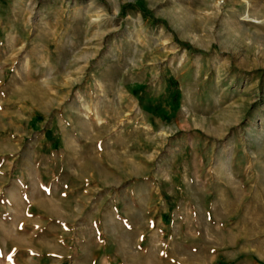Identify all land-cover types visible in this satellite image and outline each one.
<instances>
[{"label": "rangeland", "instance_id": "1", "mask_svg": "<svg viewBox=\"0 0 264 264\" xmlns=\"http://www.w3.org/2000/svg\"><path fill=\"white\" fill-rule=\"evenodd\" d=\"M0 264H264V0H0Z\"/></svg>", "mask_w": 264, "mask_h": 264}, {"label": "crops", "instance_id": "2", "mask_svg": "<svg viewBox=\"0 0 264 264\" xmlns=\"http://www.w3.org/2000/svg\"><path fill=\"white\" fill-rule=\"evenodd\" d=\"M81 4L84 5V7H86L87 4H90V2L86 1L85 3L81 2Z\"/></svg>", "mask_w": 264, "mask_h": 264}]
</instances>
